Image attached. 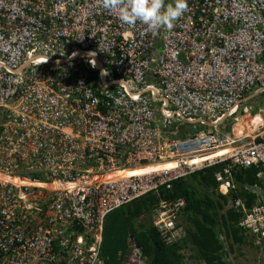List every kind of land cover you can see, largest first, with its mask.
I'll use <instances>...</instances> for the list:
<instances>
[{"label":"built area","instance_id":"2783aa9c","mask_svg":"<svg viewBox=\"0 0 264 264\" xmlns=\"http://www.w3.org/2000/svg\"><path fill=\"white\" fill-rule=\"evenodd\" d=\"M187 4L153 32L104 0H0V264H106V215L149 193L153 227L178 242L185 199L160 190L215 165L237 227L264 244V0ZM256 107L262 123L239 134ZM172 161L186 164L89 183ZM251 166L256 182L230 198ZM129 244L121 264H147Z\"/></svg>","mask_w":264,"mask_h":264},{"label":"trees","instance_id":"16d2710c","mask_svg":"<svg viewBox=\"0 0 264 264\" xmlns=\"http://www.w3.org/2000/svg\"><path fill=\"white\" fill-rule=\"evenodd\" d=\"M220 166L176 179L171 190H160L161 199H185L181 218L186 236L178 242L165 243L152 225V213L159 201L155 194L143 195L109 212L103 224L101 244V255L107 257L106 264H121L122 256L130 247L129 237L138 244L147 264H184L179 251L186 248L193 252L189 258L196 259L199 264H230L228 253H235L238 246L244 245V231L237 227L240 214L226 207L228 196L215 190L214 173ZM256 171L254 166L233 171L232 180L237 190L229 197L243 196V185L256 182ZM252 199L248 196V206ZM143 215L148 216L147 221L139 220ZM221 232L225 235L224 240L220 239ZM255 247L260 249V246Z\"/></svg>","mask_w":264,"mask_h":264},{"label":"clouds","instance_id":"9594fccd","mask_svg":"<svg viewBox=\"0 0 264 264\" xmlns=\"http://www.w3.org/2000/svg\"><path fill=\"white\" fill-rule=\"evenodd\" d=\"M104 7L107 9H117L119 12V19L123 23L134 24L139 21L140 23L146 25L149 30L156 32L161 28L171 30L174 27V23L184 15L188 4L187 0H173V2L167 4L165 3V0H104ZM105 74L106 73H102V75ZM155 165L157 164L148 163L147 165L141 166L137 169ZM182 224L184 225L186 231L184 221H182ZM223 235L224 233L221 232V240L225 239L222 237ZM244 245H250L256 250H262L264 247L263 244L259 247L260 249H257L255 246L259 245H255L253 243V239L245 235ZM234 254L235 253L231 252L228 253V261L232 262L230 264H233Z\"/></svg>","mask_w":264,"mask_h":264},{"label":"rangeland","instance_id":"374dc122","mask_svg":"<svg viewBox=\"0 0 264 264\" xmlns=\"http://www.w3.org/2000/svg\"><path fill=\"white\" fill-rule=\"evenodd\" d=\"M262 114H263L262 112H258L257 107L254 108L253 111H251L249 116H244V118L241 120L242 122L239 123L238 127H241L244 129L247 125L253 126L262 117ZM251 116H254V117L251 120H249ZM185 126L186 125H183V127ZM229 132H231V127L228 125L223 130V133H229ZM139 220L147 221L148 216L143 215L142 217L139 218ZM179 253H182L183 255L184 264H199L196 261V259L189 258L188 255L193 253L190 249L188 248L181 249ZM263 259H264V247L262 250H256L250 245H242L236 248V252L233 255V264H261Z\"/></svg>","mask_w":264,"mask_h":264},{"label":"bare ground","instance_id":"6f19581e","mask_svg":"<svg viewBox=\"0 0 264 264\" xmlns=\"http://www.w3.org/2000/svg\"><path fill=\"white\" fill-rule=\"evenodd\" d=\"M259 112H262V111H259ZM249 115L250 114L245 115V116H249ZM253 117L254 116H251V118L249 120H251ZM261 123H262V118H260L253 126L247 125L244 129L237 126V131H238L239 134L247 133L249 131V129L256 128V126H258ZM211 157H212V155L207 156L205 158H199V159L197 158V159H193V160H188V161H185V162L187 164H190V163H193V162L202 161L204 159H209ZM185 162L184 161L183 162L182 161H172V162H169V163H166V164L148 166V167H144V168L137 169V170H122V171H118V172H115V173H108V174L100 176L98 178L96 176L93 177L92 178L93 180H91L89 183H91L93 181H107V180H113V179H120V178L128 177V176L133 175V174H148V173L156 172V171H159V170H162V169H165V168H169V167L182 166V165L186 164ZM6 179H8V180H10L12 182H16V183L20 182L18 179H15V178L7 177ZM49 186L52 187V188H57V187H60V184L57 183V182H50ZM61 186H64V185H61Z\"/></svg>","mask_w":264,"mask_h":264},{"label":"crops","instance_id":"0c3cea01","mask_svg":"<svg viewBox=\"0 0 264 264\" xmlns=\"http://www.w3.org/2000/svg\"><path fill=\"white\" fill-rule=\"evenodd\" d=\"M236 128H237V126H236Z\"/></svg>","mask_w":264,"mask_h":264}]
</instances>
